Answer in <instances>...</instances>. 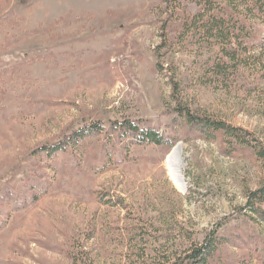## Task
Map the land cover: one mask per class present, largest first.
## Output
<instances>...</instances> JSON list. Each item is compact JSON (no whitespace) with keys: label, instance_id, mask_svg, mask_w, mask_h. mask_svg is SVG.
<instances>
[{"label":"rangeland","instance_id":"374dc122","mask_svg":"<svg viewBox=\"0 0 264 264\" xmlns=\"http://www.w3.org/2000/svg\"><path fill=\"white\" fill-rule=\"evenodd\" d=\"M199 1L0 0V264H168L208 233L221 242L207 264H264V227L245 207L264 161L220 131L170 127L176 83V100L264 149V79L249 60L213 73L226 61L194 23ZM228 2L207 16L227 18ZM238 13L240 38L251 23L264 41V17ZM121 122L174 144L120 141ZM175 147L182 187L166 164Z\"/></svg>","mask_w":264,"mask_h":264},{"label":"trees","instance_id":"16d2710c","mask_svg":"<svg viewBox=\"0 0 264 264\" xmlns=\"http://www.w3.org/2000/svg\"><path fill=\"white\" fill-rule=\"evenodd\" d=\"M167 2V0H164ZM248 0H231L226 5L231 8L232 12L228 14V17L225 16L226 8H217V12L213 15H208L211 7H216L215 2L217 0H205L204 5L201 3V10H197L194 14V23L198 24V28L202 29L207 33L209 38H215L216 41L222 44V57L223 60L217 62L213 68V73L227 78V73L229 71H236L243 62H247L249 60V68L252 67L255 69L254 79L256 82L260 83L262 79H264V41L261 38H256L255 34L258 32L255 28L249 23V29L252 30V34L249 35V43H247L246 39H241L240 35L247 31L246 24V16H242L240 13L239 16H234V10L239 8V6H251L255 12L252 19L257 20L259 17H264V0H249L247 4H243ZM204 10L202 11V9ZM224 9V10H223ZM206 12V15H205ZM204 16V17H203ZM199 20V21H198ZM257 26H261L260 23H256ZM188 28V27H187ZM232 40L236 43V45L232 46ZM249 51V57L247 56ZM174 89V113L176 116L171 121L170 127H186L190 130H196L207 139L212 141L211 139H216L218 137V132L220 131L224 141L232 144L229 140L233 139L237 144L240 145H250L255 154L259 157V160L264 161V149L259 150L257 146H254L249 140H247L248 134L238 127H232L226 125L223 121L215 120L211 117H208L203 114H198L196 112L191 111L188 107L182 104L175 97L177 95V84H172ZM96 129L100 127L98 125L94 126ZM93 127V128H94ZM112 132H115L118 139L135 141L137 143H166L167 147H171L174 144V140L170 141L168 137H162L161 134L157 130L151 128H141L137 122H121L118 126L115 123L111 126ZM57 147V146H56ZM55 148V147H54ZM47 149V153L51 155L52 152H57V148L53 151H49ZM231 151V150H230ZM227 155H230L228 153ZM246 203L245 207L250 213L256 214L261 220L258 221L255 217L252 218L247 216L248 213H243L246 217H250L260 226L264 227V208L261 205L264 204V180L260 182L259 186L252 191H247L246 193ZM217 237L214 233H208L203 241L199 244L194 243L193 240L190 239V247L185 249L181 254H176L172 258L167 260L168 264H207L208 260L213 257L214 252L217 250V243L221 242L217 240Z\"/></svg>","mask_w":264,"mask_h":264},{"label":"bare ground","instance_id":"6f19581e","mask_svg":"<svg viewBox=\"0 0 264 264\" xmlns=\"http://www.w3.org/2000/svg\"><path fill=\"white\" fill-rule=\"evenodd\" d=\"M181 147H175L166 157L167 168L174 182L182 187V169L184 167V160L181 153Z\"/></svg>","mask_w":264,"mask_h":264}]
</instances>
